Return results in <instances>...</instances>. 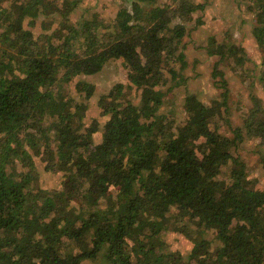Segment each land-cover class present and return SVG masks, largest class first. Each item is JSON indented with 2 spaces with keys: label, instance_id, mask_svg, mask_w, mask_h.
<instances>
[{
  "label": "trees",
  "instance_id": "trees-1",
  "mask_svg": "<svg viewBox=\"0 0 264 264\" xmlns=\"http://www.w3.org/2000/svg\"><path fill=\"white\" fill-rule=\"evenodd\" d=\"M78 3L0 0V264H264V187L238 153L264 144V107L250 95L232 123L221 68L244 65V47L205 37L222 96L206 104L183 74L202 4L130 0L104 23ZM253 3L263 53L252 74L264 94V0ZM119 58L127 79L98 97L102 120L87 123L95 84L81 76ZM38 166L60 185L38 187ZM168 231L188 250L170 249Z\"/></svg>",
  "mask_w": 264,
  "mask_h": 264
},
{
  "label": "rangeland",
  "instance_id": "rangeland-1",
  "mask_svg": "<svg viewBox=\"0 0 264 264\" xmlns=\"http://www.w3.org/2000/svg\"><path fill=\"white\" fill-rule=\"evenodd\" d=\"M11 1V0H9ZM63 0H56V3L62 5ZM197 4H202V8L193 13L192 19L189 21L188 26L191 28L190 35L186 36L187 43V56L189 59V65L186 72L183 74L188 76L184 88L195 92L199 99L203 100L206 104H211L214 100H219L221 96V90L213 83L211 76L213 57L203 55L199 49L201 43L205 41V37L208 34H214L218 39H221L225 33L230 36V39L243 46L246 50V61L244 65L237 66L230 64L227 66H221L225 72L226 79L228 81L229 94L228 106L230 108L229 119L232 123H236L240 120L239 116L241 111L251 105L250 95H255L262 102L264 107V94L261 84L259 83L254 71V65L260 63V57L263 53L257 46L254 36L252 34V28L254 25V3L253 0H192ZM130 0H79L76 9H81L79 5L83 3L90 4L91 8L85 10L88 15L89 11L97 12L99 17L104 23H110L116 15L117 10L120 7H128ZM159 4L167 3V0H157ZM84 10V9H83ZM75 18L79 17V11H74ZM56 18L55 16H53ZM43 17L40 16L36 19L35 26L33 27L34 34H38L42 31L40 25ZM196 20L200 21V24L196 23ZM47 22L50 23L48 20ZM55 25V23H54ZM201 53V55H199ZM198 58L199 63L194 64L195 75L190 74V62ZM189 75H188V74ZM256 73V72H254ZM86 80H90L95 84V93L93 97L89 99L88 109L85 114V121L90 122L92 117H96L100 120L101 109L95 103L101 94H106L117 82L124 83L127 79L125 74L124 65L122 60L114 59L108 61L103 69L91 76H81ZM78 77L75 79L77 80ZM74 81V79H73ZM73 81L70 84L71 96L78 99V95L74 92ZM182 86H179L181 90ZM178 90V91H179ZM245 107V108H244ZM173 110V108H168ZM185 116V113L181 106L174 108L172 118L181 121V118ZM227 125L224 119L220 121V130L226 131ZM239 155L243 157L249 166L251 178L257 187H264V168L262 167L261 159L264 158V144L261 147H255L253 144H246L242 148L238 149ZM19 170V169H18ZM40 176L38 178V187L52 188L60 185L59 174L60 173H48L42 171L38 166ZM165 240L169 244L170 249H179L181 251H187L189 242L179 232L168 231L164 235Z\"/></svg>",
  "mask_w": 264,
  "mask_h": 264
}]
</instances>
